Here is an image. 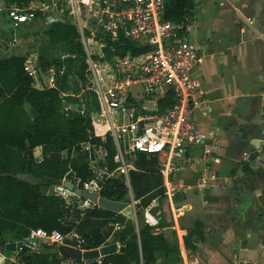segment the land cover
<instances>
[{"label":"trees","instance_id":"1","mask_svg":"<svg viewBox=\"0 0 264 264\" xmlns=\"http://www.w3.org/2000/svg\"><path fill=\"white\" fill-rule=\"evenodd\" d=\"M30 1L4 0L6 6L17 7H23ZM195 7V0H165L163 18L178 23L182 30L192 20ZM41 18L42 13L36 11L33 19ZM1 25L0 31L10 29ZM40 31L46 43L60 45L65 54H69L63 62H55L57 66L63 64L65 67L56 87L36 88L32 85V78L23 67L25 55L0 57V245L6 243V235L21 241L31 229L42 228L47 232L56 230L62 235L78 234L83 239L80 246L84 250L110 242L124 247L123 252L107 254L96 260H73L78 264L179 262L181 257L177 242L168 243L161 231L155 232L140 222L141 209L153 198L160 197V201L163 198L162 178L157 171L155 156L138 154L133 162L135 169L128 171L133 199L137 201V221L97 205L82 208L76 205V201L67 202L56 191L49 194L41 191V188L60 184L63 178L77 183L80 188L85 182L96 179V173L88 163V152L81 149L86 142L101 145L106 151L105 162H99L98 168L106 165L111 171L116 163L113 161L115 147L111 139L107 136L105 141H101L95 136L88 119L91 112L99 109L95 93L86 86L81 98L73 93L66 94L70 75L76 76L79 81H87L86 55L75 26L65 18L49 23L43 20ZM102 50L104 59L111 61L113 55L127 52L136 55L147 52L149 48L120 39L116 42L107 40ZM38 60L45 64L42 56ZM63 100L77 104V108H64ZM173 103L174 97L168 92L158 100V108L161 110ZM37 146L41 147L42 161L33 157V149ZM241 171L246 175L254 173L245 162ZM97 181L99 196L115 201L127 200L128 188L122 175L103 177ZM165 225L162 220L160 228ZM203 239L202 224L196 222L183 237L185 249L195 251V241ZM57 246L42 243L40 248L30 250L23 245L19 251H12L18 254V260L10 264H62L69 258L60 256Z\"/></svg>","mask_w":264,"mask_h":264},{"label":"built area","instance_id":"2","mask_svg":"<svg viewBox=\"0 0 264 264\" xmlns=\"http://www.w3.org/2000/svg\"><path fill=\"white\" fill-rule=\"evenodd\" d=\"M31 0L23 7L6 6L0 0V16L5 14L12 27L31 21L40 11L46 23L65 18L73 24L85 51L87 88L97 98L99 109L91 112L88 119L93 126L95 136L105 141L108 136L115 147L113 161L116 167L108 171L106 165L98 168L99 162H105L106 151L101 145L86 142L81 145L88 152L89 166L96 173V179L85 182L83 189L99 196L98 181L103 177L122 175L128 188L127 201L136 216V200L131 192L128 171L135 169L133 160L138 154L155 156L157 171L162 178L163 198L173 209V200L185 189L179 178L182 167L198 164V176L194 187L198 192L218 186L219 176L210 169L208 163L216 161L206 140L214 142L215 132H200L197 129L194 113L206 114L208 106L205 90L200 81L192 76V68L199 59L198 47L194 45L188 33L192 28L191 20L181 26L163 18L165 0ZM55 13L56 16H47ZM130 40L137 46H147V52L132 55H113L111 61L104 59L103 47L107 40ZM98 43L99 55L89 51L88 41ZM69 54H65L67 57ZM97 58V60L95 59ZM96 61L100 62L108 83L98 76ZM37 56L26 57L23 67L32 78L36 88H52L58 85V79L64 74V65L44 67ZM138 88L133 90L132 86ZM168 92L174 97L170 107L159 110L158 100ZM65 94V93H64ZM156 108V111H151ZM200 147L201 155L194 156L191 150ZM33 150V157L42 161L40 146ZM65 178H63L64 180ZM77 185V183L75 184ZM84 207L96 205L85 200ZM171 210V211H172ZM173 217L177 212H171ZM163 209L160 197L153 198L141 209L140 222L160 232ZM184 232L181 234L184 237ZM71 239V243L67 239ZM17 242L20 245L17 246ZM37 242L45 244H66L81 248L83 239L76 233L62 235L56 230L47 232L42 228L31 229L21 241H15L18 251L25 245L36 250ZM66 242V243H65ZM14 249V250H15ZM182 255V253L180 254ZM185 261L184 255H182ZM5 257L0 253V264Z\"/></svg>","mask_w":264,"mask_h":264},{"label":"crops","instance_id":"3","mask_svg":"<svg viewBox=\"0 0 264 264\" xmlns=\"http://www.w3.org/2000/svg\"><path fill=\"white\" fill-rule=\"evenodd\" d=\"M195 1L188 37L199 59L192 76L205 90L208 109L195 112L194 119L200 132H215L214 142L208 138L206 143L217 160L208 166L220 178L218 186L200 193L193 186L200 165L182 167L185 189L173 200L174 210L161 199L166 225L160 231L168 243L177 242L188 264H264V161L252 152L253 140L264 135V0ZM200 151L196 147L191 154ZM240 162L254 172L246 191L240 187ZM259 171L261 176L252 179ZM196 222L204 239L196 240L190 252L181 234ZM182 255L171 264H185Z\"/></svg>","mask_w":264,"mask_h":264},{"label":"rangeland","instance_id":"4","mask_svg":"<svg viewBox=\"0 0 264 264\" xmlns=\"http://www.w3.org/2000/svg\"><path fill=\"white\" fill-rule=\"evenodd\" d=\"M7 21L5 14L2 13V16H0V23ZM43 27V19H32L29 22L23 23L20 26L14 28V29H7L5 31H0V57L6 56L10 54H17V55H25L26 57L34 55L42 56L45 60V62H50L51 65H56L55 62L62 60L65 58V52L63 51V47L60 45H50L46 43L45 38L43 37L40 28ZM88 48L91 54L93 55H99L101 53V49L98 47V43H94L93 40H89ZM97 69H98V76L101 77V81L103 83H108V79L105 77V72L102 70V66H100V62L96 61ZM49 65V63H48ZM89 78V75L86 76V78ZM69 90L66 92V94H75V96L83 97V95L86 92V86L87 81H83L76 76L70 75L68 77ZM137 85H133L132 89H137ZM264 126V125H263ZM262 126V128H263ZM213 130V129H210ZM263 140L261 141L260 148H254L253 153L256 156H261V158L264 161V149L262 148L264 143V135ZM218 139V137L216 138ZM219 144V142H218ZM210 147V145H209ZM212 146L209 148L211 151H213ZM38 151V150H33ZM241 152V151H240ZM202 153L200 152H194V156H200ZM241 154V153H240ZM254 158V155L249 157V160H252ZM134 162V160H133ZM243 162L238 163V169L241 170ZM194 167V166H191ZM261 171L257 172L256 175L251 176L252 179H257V175H260ZM261 176V175H260ZM27 178V177H26ZM29 180H31L29 178ZM64 181H68L66 178L62 180V182L58 185H61ZM56 185V186H58ZM56 186L49 187V188H41V191L45 194L52 193L56 191ZM62 198H64L67 202H73L76 201V205L79 206H85V199L80 198V196H77L73 193L68 192H59L56 191ZM137 212V211H136ZM138 218V216H137ZM135 221V219H133ZM6 243L3 244V246L0 245V253L5 257L3 264H10V262H16L18 260V254L12 252L14 250V244L15 240H13L10 235L5 236ZM174 241V240H173ZM68 243H71V239H67ZM174 243V242H173ZM42 246L41 242H37V247L40 248ZM181 256V255H180ZM10 258L13 259V261L10 260ZM62 264H78L74 262L73 260H69L66 262H62Z\"/></svg>","mask_w":264,"mask_h":264},{"label":"water","instance_id":"5","mask_svg":"<svg viewBox=\"0 0 264 264\" xmlns=\"http://www.w3.org/2000/svg\"><path fill=\"white\" fill-rule=\"evenodd\" d=\"M45 1L47 5H50L49 0H45ZM51 16H56V14L53 12L52 15L47 16V18H51ZM1 26L4 29L12 28V25L10 23H5V24H2ZM48 63L49 62H45L46 65H48ZM42 64H44V62H42ZM62 106L64 108H69L71 110H74L77 108V104L70 103L66 100L62 101ZM151 111H156V108H152ZM252 144L256 148H260L261 140L255 139L253 140ZM248 177L249 175H246V174L239 177V180H243L240 186L243 191H246L247 189L250 188ZM56 191L68 192V193H73L77 196H82L83 198H85V200L91 201L92 203L96 204L98 207H101L106 210H110L115 213L123 214L126 217L131 218V219L135 218V215L132 212V209L127 201H115V200L103 198L101 196H98L96 193H90L86 191L85 189L80 188L77 185L69 181H64L61 185L56 186ZM16 245L19 246L20 242H17ZM57 249H58V253L60 256H63V257H66L72 260H92V259L96 260L107 254L124 251V247L122 245H119L117 242H110L98 248L86 249V250H81L79 248L69 246L66 244H60L57 246Z\"/></svg>","mask_w":264,"mask_h":264}]
</instances>
